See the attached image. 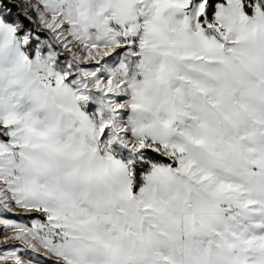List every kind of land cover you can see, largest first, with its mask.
<instances>
[{
    "label": "snow or ice",
    "instance_id": "6c2138e0",
    "mask_svg": "<svg viewBox=\"0 0 264 264\" xmlns=\"http://www.w3.org/2000/svg\"><path fill=\"white\" fill-rule=\"evenodd\" d=\"M0 264H264V0H0Z\"/></svg>",
    "mask_w": 264,
    "mask_h": 264
}]
</instances>
